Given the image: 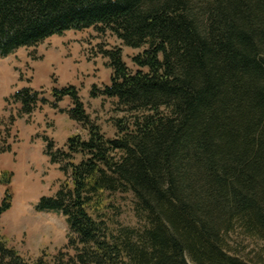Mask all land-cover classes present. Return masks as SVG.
<instances>
[{
	"label": "trees",
	"instance_id": "trees-1",
	"mask_svg": "<svg viewBox=\"0 0 264 264\" xmlns=\"http://www.w3.org/2000/svg\"><path fill=\"white\" fill-rule=\"evenodd\" d=\"M88 28L144 47L135 71L120 49L103 51L112 74L102 95L124 113L115 137L72 85L52 87L53 102L30 88L13 96L18 116L69 97V116L88 131L67 139L69 182L35 205L68 225L74 254L56 264H264V0H0L1 56ZM45 153L57 162L52 141ZM12 178L0 169V216ZM127 191L140 226L113 230L102 216L108 194ZM235 229L263 252L235 255ZM0 264H30L1 233Z\"/></svg>",
	"mask_w": 264,
	"mask_h": 264
},
{
	"label": "rangeland",
	"instance_id": "rangeland-1",
	"mask_svg": "<svg viewBox=\"0 0 264 264\" xmlns=\"http://www.w3.org/2000/svg\"><path fill=\"white\" fill-rule=\"evenodd\" d=\"M143 48L123 45L109 30L88 28L66 31L35 46L0 55V169L13 172L14 189L11 208L0 216V233L30 264L39 259L43 264H56L60 253L74 254L67 247L70 231L65 217L61 213L37 211L35 205L42 196H53L62 183L69 182L63 157L67 139L73 134L87 139L88 131L69 116V97L58 102L57 108L39 105L32 114L18 116L20 103L13 99L15 92L30 88L53 102L52 87L72 85L90 119L107 138H113L114 120L124 113L117 108L115 99L102 95L112 74L103 51L120 49L125 64L135 71L132 57ZM46 140L53 142L56 163L45 153ZM80 159V155L73 156L74 162ZM2 194L0 185V201ZM107 202L102 216L113 230L140 226L130 191L110 193ZM228 241L232 252L246 260L263 252L261 240L245 236L239 229L229 233Z\"/></svg>",
	"mask_w": 264,
	"mask_h": 264
},
{
	"label": "crops",
	"instance_id": "crops-1",
	"mask_svg": "<svg viewBox=\"0 0 264 264\" xmlns=\"http://www.w3.org/2000/svg\"><path fill=\"white\" fill-rule=\"evenodd\" d=\"M54 36H57V35H54Z\"/></svg>",
	"mask_w": 264,
	"mask_h": 264
}]
</instances>
